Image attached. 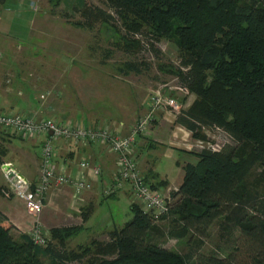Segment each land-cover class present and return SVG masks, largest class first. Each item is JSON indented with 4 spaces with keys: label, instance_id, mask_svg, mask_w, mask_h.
<instances>
[{
    "label": "trees",
    "instance_id": "16d2710c",
    "mask_svg": "<svg viewBox=\"0 0 264 264\" xmlns=\"http://www.w3.org/2000/svg\"><path fill=\"white\" fill-rule=\"evenodd\" d=\"M106 2L126 33L145 34L154 42L177 40L182 51L179 86L197 96L196 103L176 117L177 124L194 139L210 129L234 141L218 151L205 147L195 153L199 163L184 166L183 183L172 191L169 204L170 213L177 216L171 236L198 237L200 248L219 221L223 235L237 230L233 250L226 257L201 253L199 248L180 255L155 242L161 235L156 225L165 217H155L137 205H131L133 219L109 232L106 243L93 241L81 252L68 250L67 244L83 226L55 229L53 240L40 247L29 235L16 240L17 228L0 212V264H45L44 257L49 264H264V193L243 184L257 166L264 179V0ZM91 9L84 13L87 22L112 20L102 10ZM137 43L133 45L141 50V41ZM150 47L159 54L154 45ZM137 69L129 66L132 72H140ZM244 147L250 152L248 161L243 158Z\"/></svg>",
    "mask_w": 264,
    "mask_h": 264
},
{
    "label": "rangeland",
    "instance_id": "374dc122",
    "mask_svg": "<svg viewBox=\"0 0 264 264\" xmlns=\"http://www.w3.org/2000/svg\"><path fill=\"white\" fill-rule=\"evenodd\" d=\"M4 1V4H0V17H2L0 88L8 87L4 91H7L11 97L14 94L8 91L15 83L19 84L20 95H24L29 89L34 90L37 97L50 93L48 99L59 100L64 107L70 108L73 111L71 116L81 117L85 114L90 121L94 120L95 124H98L89 122L90 126L123 120L128 130L126 132L148 115L150 109L148 105L155 95L172 97L179 109L175 110L171 107L168 111L157 113L148 134L140 138L139 142L151 143L156 137L157 141L154 142L156 146L164 144L168 147L172 154L162 146L156 149L155 153L159 158L156 168L162 173L169 172L173 183L181 176L177 162L180 164L196 162L194 156L183 153L186 154L188 151L187 153L196 155L195 153H198L202 147L211 145L223 147L234 144L232 138L222 131L203 129L200 132L201 138L194 139L192 134L177 125L176 117L181 111L190 109L192 104L196 103L197 96L179 86L178 74L181 70L182 51L175 38L154 42L145 34L136 37L126 33L122 22L113 10L109 9L106 0ZM93 7L111 15L112 20L108 23L98 19L91 23L87 22L84 13ZM29 24L33 25L31 30ZM138 40L143 46L141 50H137L138 48L133 45V42L137 45ZM126 41H130L131 44H126ZM151 44L159 51L158 55L151 49ZM133 65H136L140 72L130 71L129 66ZM26 110H29V107ZM5 134L7 136H4L3 142H0V155L3 154L4 157L12 155V159H16L14 153L20 152V149H15L24 148L25 142L28 141L10 133ZM27 148L31 149L29 146ZM243 150V158L248 161L250 152L245 147ZM139 154L144 155L143 152ZM2 160L3 158H0V162ZM261 173L262 168L255 167L243 184L248 188L253 187L261 194L264 193V179L260 177ZM168 186L174 189V185ZM15 203L20 205L22 211L26 210L28 213L22 201L17 200ZM110 205L111 202L107 200L100 212L113 213L114 207ZM122 207L123 215L131 220L134 215L130 207L126 205V208L124 203ZM103 214H99L96 218H102ZM164 217L156 225L161 230V235H157L155 242L180 255L197 252L198 244L202 240L198 237L190 239L188 236L181 239L171 236L172 221L177 216L170 213ZM40 219L45 231L50 232L49 242L53 240V230L81 223L79 219L70 220L57 216L49 225H45L43 215ZM211 228L209 237L203 240L204 244L199 250L201 253L215 252L220 257L228 256L233 250L237 230L232 234L223 235L219 221ZM13 236L15 239H20L18 233ZM93 241L104 244L108 238L103 233L98 236L81 235L69 240L67 248L81 252ZM95 249L97 247L92 248L94 253H98ZM90 257L88 255L85 260ZM43 259L45 264H49V259L46 257ZM75 264L79 263L75 262Z\"/></svg>",
    "mask_w": 264,
    "mask_h": 264
},
{
    "label": "built area",
    "instance_id": "2783aa9c",
    "mask_svg": "<svg viewBox=\"0 0 264 264\" xmlns=\"http://www.w3.org/2000/svg\"><path fill=\"white\" fill-rule=\"evenodd\" d=\"M33 6V5H31ZM50 93L41 96L45 101ZM149 113L142 118L128 133L118 123H108L100 126H88L72 120L40 119L37 115L3 114L0 113V131L26 139L40 141V175L37 180L30 181L15 168L13 163L4 162L0 165L5 185L1 192L8 200L19 199L26 205L28 212L37 219L35 227L28 234L32 241L45 247L49 243V231H45L39 218L45 209L46 200L52 190H60L70 186L74 196L93 189L90 175L99 177L101 167L93 160H83L79 164L78 174L74 177L64 165L57 164V142L66 141L77 146H103L108 154L116 157L117 171L106 195L127 189L132 202L146 212L160 217L170 213L172 189L170 187L154 186L140 169L141 158L138 151L140 138L148 134L156 114L171 109H179L172 97L155 95L150 104ZM190 133V132H189ZM191 134V133H190ZM205 147H202L203 149ZM218 151L220 147L210 146Z\"/></svg>",
    "mask_w": 264,
    "mask_h": 264
},
{
    "label": "crops",
    "instance_id": "0c3cea01",
    "mask_svg": "<svg viewBox=\"0 0 264 264\" xmlns=\"http://www.w3.org/2000/svg\"><path fill=\"white\" fill-rule=\"evenodd\" d=\"M1 19L2 17H0V20ZM29 25H30L29 29L31 30V27L33 25L31 24ZM1 36L2 34L0 33V37ZM18 86L19 84L17 83L13 84V86H10L11 89L8 92L13 93L14 94L13 97H11L9 93H7V91H4L7 90L6 88L8 87L4 89L0 88V113L37 115L40 119L53 118L60 121L69 118L67 120H72V122L75 121L77 123L82 122L81 124H85V125L88 124V126H90L89 122L95 124V121L94 120L90 121L85 114H83L81 117L71 116L73 115V111H71L70 108L68 109V107L67 108L64 107L63 104L59 103V100L53 101L52 99L54 98L50 100L47 98V100L45 101L41 100L40 98L42 95L37 97L36 92L34 90L29 89L25 91L24 93L26 95L24 94L25 95L24 97L23 94L20 95L21 94L19 93L20 87ZM28 107L29 110H26ZM113 123L122 124L124 127V131H123L124 134L128 133L126 132L128 130L123 120L121 122H113ZM4 138L5 137L3 136V134L0 133V142L1 141L3 142ZM150 140L152 141V139ZM25 141L28 142H25L24 148L15 149V150L20 149V152L18 151V153H14L17 156L16 159L15 158L12 159V155L9 156L7 154L8 156L5 157L3 154L0 155V158H3V160L0 162V165L4 162H11L13 163L15 168L20 172V174H23L30 181H35L38 179L40 175L39 173L41 167V162L39 160L40 148H38L40 147V141L38 139H33V138L25 139ZM153 141L154 142L157 141L156 137L153 139ZM154 142L137 143L139 153L143 152L144 154L143 156H141L142 154L140 155L141 157H143V164H141L140 169L149 179L148 181H150L153 184L163 185L167 183L171 187L174 185V189L180 187L185 177L184 166H186L187 164L197 165L199 163V158L196 155L187 153L188 151L186 152V154L183 153L184 155L194 156L196 158V162L195 163L184 162L186 164L184 163L180 164L179 162H177V167H180L181 170V176L180 178H178L179 179L178 181L176 182L174 181L173 183L171 182L172 180H170L169 172L162 173L161 171L159 172L156 168L158 166L157 164L159 163V158L158 156H156L157 154L155 153V151L157 152L156 149H159L162 146L164 147L163 148L164 150L169 152L170 150L164 144L161 145L160 143L161 146L159 145L156 146ZM27 146H29V148L31 149H28ZM56 147H57L58 156L57 159L55 160L57 161V164L66 166L68 168L67 172L71 176L74 177L75 175L78 174L79 164L85 159L86 160L89 159V160H93L94 162H97L99 164V167H101L100 169L101 174L98 178L90 175V178L93 181L92 182L93 189L79 196H74L75 195L74 191L70 186L63 187L60 190H52L49 193V195L46 196L47 197L46 205L42 213L43 222L45 225H49L52 222V220H54L57 216H62L70 220L79 219L81 223L80 225L77 226H83V230L79 232L80 234L71 238L74 239L76 237L86 234L87 235L91 234V236H98L101 235L102 233L108 235V233L115 230V228H119V229L123 228L128 222H130L133 219L131 217V220H128L123 215L124 212V209L122 207L123 203L125 207L126 205L129 206L130 210L132 207L131 205H136L134 202H132V198L127 189L120 190L117 193H114L115 195L111 197L106 195V191L108 187L112 184L113 177L117 171L116 157H114V155L111 156L110 154H108V152L103 146H96V145L77 146L66 141H62V142L58 141ZM170 153L172 154V152ZM4 185H5V179L1 174V170H0V212L3 213L11 221V223L17 228V231L14 234L18 233V235H20V239H22L23 235L28 236L31 230L35 227L37 219L33 217L29 212L27 213L26 210L22 211V209H20L19 207L20 205L18 203H15L19 199L8 200L5 199V197H3L1 190ZM107 200L111 202L110 207H114L113 213L109 211L103 214L100 212V210ZM28 214L31 217H29ZM99 214L101 215L103 214V216L102 218L97 219L96 216L98 217ZM79 217H82V219L80 220ZM40 218L39 220L41 221ZM65 227H70V226H65ZM20 239H16V240H20Z\"/></svg>",
    "mask_w": 264,
    "mask_h": 264
}]
</instances>
